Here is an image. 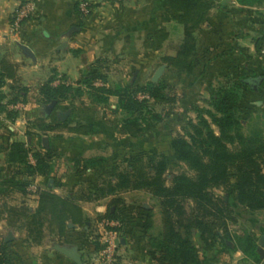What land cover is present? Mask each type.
Instances as JSON below:
<instances>
[{"label": "trees", "instance_id": "obj_1", "mask_svg": "<svg viewBox=\"0 0 264 264\" xmlns=\"http://www.w3.org/2000/svg\"><path fill=\"white\" fill-rule=\"evenodd\" d=\"M87 1L92 9L94 4ZM237 1L243 5L264 2ZM214 5V0H161L162 23L176 21L184 26L182 43L175 55L162 58L164 64L186 74L195 71L198 63L193 58L197 47L196 32L209 21ZM78 8L81 12L80 6ZM168 37V29L161 25L148 35L146 47L159 50ZM263 40L264 36L257 41L259 52ZM101 63L99 60L84 71L76 86L66 82L54 85L56 77L53 76L40 87L39 93L44 103L54 100L64 103L88 95L96 103L106 105L112 96L117 97L112 113L122 115L117 130L120 137L126 138L125 147L129 152L119 165L107 156L76 160L74 174L87 172L89 168L93 173L86 182L65 194L49 187L41 189L37 208L24 222L25 242L41 245L47 237L61 239L71 230L70 223L88 232L91 240L94 222L85 216L80 202H96L113 196L111 207L96 220L120 221L121 227L116 228L120 233L130 225L131 231L123 233L125 239L133 234L142 250L149 253L151 264H204L194 238L196 235L204 252L219 248L239 250L247 258L262 262L259 238L251 232L239 235L231 226L238 222L240 208L250 214L264 211V122L259 117L247 119L245 115L251 109L249 91L260 88L264 73L222 75L212 88L208 106H192L197 113L196 119L188 118L183 132L170 138V153H167L164 150L147 151L143 137L161 120V113L154 105L177 103L179 98L174 88L164 81L153 82L152 79L144 84L112 83L109 75L101 70ZM8 80L19 81L17 66L3 57L0 60V90ZM96 80H101L103 85H95ZM15 87L17 92L10 101H25L28 89ZM140 94L145 96L140 97ZM6 97L7 94L0 92V101ZM0 110L6 111L13 120L18 116L17 110L9 111L4 105H0ZM30 123L45 133L67 131L90 135L103 129L94 120H82V115L57 123L40 116ZM134 139L139 141L136 145ZM31 150L23 140L0 145L5 162L13 167L8 176L0 171V195L10 191L27 193L29 178L34 176H42L48 181L53 178L54 187L62 184V176H56L53 145L33 154L35 164L29 160ZM177 163L186 165L192 174L177 172L168 184L165 174ZM123 164L126 165L124 168ZM133 190L145 191L159 201L161 226L155 210L129 205L119 196ZM216 190H223L227 198L217 194ZM2 214L0 210V220ZM156 225L158 233H154ZM82 236L81 250L87 242ZM8 244L3 242L0 248V264H13L8 256Z\"/></svg>", "mask_w": 264, "mask_h": 264}, {"label": "crops", "instance_id": "obj_2", "mask_svg": "<svg viewBox=\"0 0 264 264\" xmlns=\"http://www.w3.org/2000/svg\"><path fill=\"white\" fill-rule=\"evenodd\" d=\"M23 1L25 0H0V60L3 57H7L16 64L19 79L18 82L8 80L0 92L7 94L4 100L9 101L17 92L15 86L27 88L28 93L25 100L27 110L32 113L35 112V119L42 116L52 123L61 122L59 118L62 119V113L67 111L73 112L71 110L73 106L71 107V105L74 104L78 107V99L82 97L64 103H58L54 100L56 104L51 111H48L47 107L49 105L47 106L46 104H52L53 101L44 103L43 97L39 92L40 87L51 77H56L54 85L66 82L67 84L76 86L82 73L100 60L101 64H103L101 70L106 72L110 78L111 74H113L112 65L115 62L116 67L117 65L118 67L122 66L128 59L129 61L132 60V65H139L144 60L142 55H140L141 53H160L168 40H179L178 49L184 38L182 34L177 35L179 38H172L173 31H171V27H174L173 21L162 23L161 0H91L94 7L91 9V13L87 15L79 11V0H31L37 6V13L26 21L20 30L12 32L11 16L16 7ZM222 2L223 0H214L215 5L211 11L209 21L196 32L197 47L193 58L198 63L195 71L192 74H186L176 70V73L186 75L187 79L190 77L194 79L207 78L211 81L215 77L218 78V76L226 75L227 73L240 72L241 75L246 74L247 76L264 73V63L261 61V55L257 48V41L264 36V2L256 5H243L237 0L227 1L226 3ZM169 24H171V27L168 28L169 37L163 47L159 50L146 47L148 35L161 25L167 28ZM139 40H142L141 45ZM136 42L139 44L138 48L141 47L142 50L136 48ZM125 46L126 48L123 49ZM128 47L133 50L131 55H125ZM176 51L170 55H175ZM194 86V81L188 85L190 89H195ZM252 92L256 98H253ZM262 94H264V81L261 83L260 88L249 91L248 98L251 108H258L259 114L262 113L264 115V106L262 104L264 101L261 100ZM89 101L90 105H99L92 99ZM41 110L42 112L45 111L44 114L40 112ZM0 113V125L2 126L5 123V125H8L7 129H9L7 132H2V128L0 129V135H2L0 136L1 141H3V136L5 143L21 140V138L18 139L20 135L16 131L19 134L25 135L26 132L20 130V128L27 127L30 124L31 117L27 120L22 115L17 116L13 120V118L8 117L2 111ZM79 113L82 114L83 111L81 110ZM88 119L94 120L98 126H102L103 128L96 131H99L101 133L99 137L103 136V138L100 137L98 142L91 145H87L85 139L96 134V132L90 135L66 131L52 133H69L74 139L81 141L76 147L80 150L79 154L83 155L88 151H94V154L90 157L110 156L111 154L108 155V146H113L114 139L113 131L107 125L111 122V119L104 118V120H99L93 117L86 119L84 115L82 116V120ZM36 130L40 132V130ZM23 141L28 145L26 139ZM50 142L46 143L47 145L45 146L48 148L51 144L57 150L55 138L51 137ZM36 177L45 179L42 176ZM64 180L62 179V184L55 187L53 178L49 179L45 187L36 186L37 191H33V197H36V204L31 206V210L34 211L38 206L39 191L41 189L49 187L53 188L57 193L64 194L61 191L62 189L67 187L68 189H72L74 187V185L72 187L67 185ZM31 185L33 184L29 185L28 191L31 189ZM128 193H123L119 196L128 200V197H131L128 196ZM131 195L133 197L139 194L133 193ZM112 198L113 196H110L96 202L81 201L80 204L83 207L85 216L90 218L95 224L101 221H97L96 218L108 211L107 201L109 199L112 200ZM256 215L260 214L256 213ZM249 221L252 224L257 222L256 219L251 218ZM253 228L245 230L243 233L237 231L235 233L243 235L246 232H251L256 235L258 232L254 231ZM81 229L75 225V227H72L68 231L65 237L61 239L51 237L57 243L45 246L43 244H23L25 240L15 236L13 240V264H76L72 259L57 251L55 244L65 246L76 245L81 251ZM260 230L264 234V227ZM133 236L131 234L127 241L125 238H120L121 249L123 250L121 253L128 254V252L134 251L128 254L131 255V253H136L138 250L139 254H141L140 249L142 250V248L137 244ZM262 237L264 235L259 238L260 244ZM127 242H132V247H127ZM123 246H126V250ZM258 251L262 258V262L259 263L247 258L239 250L229 251L219 248L211 252H204V255L205 259L208 260L207 264H215L213 261H209V259L214 255L216 256V254L220 255L221 260L216 264L226 263L234 260L235 257H239L246 264H264V253L260 252L259 246ZM81 252L84 256V252ZM144 256L145 253L143 254ZM86 262L84 259L83 264H86ZM144 262V264H151L148 261L146 263V260ZM115 264L122 263L116 262Z\"/></svg>", "mask_w": 264, "mask_h": 264}, {"label": "rangeland", "instance_id": "obj_3", "mask_svg": "<svg viewBox=\"0 0 264 264\" xmlns=\"http://www.w3.org/2000/svg\"><path fill=\"white\" fill-rule=\"evenodd\" d=\"M172 24L174 25V27L173 26L171 27V24L167 26V29L171 27V31H173L172 38L173 39H176L177 37L179 38V36H177L178 34L180 35L182 34L184 36V26L176 21H173ZM141 41L142 40H139L140 45H141ZM178 43H179V40H168L165 43L164 48L160 51V53H155V54L154 53L152 54L141 53L140 55H142L144 60L141 62V64L139 63V65H136V66L132 65L131 63L132 60L129 61V59L126 60V62H124L122 66L120 67H118V65L116 67V64H115L116 62H115L112 65L113 74H111L112 76L110 77V81L112 83L120 82V83H126V84L130 82L131 83L136 82L137 84L147 83L150 79H152V76L154 75L157 68L161 66L162 64H164L162 58L164 56L173 54L177 49ZM136 46H137L136 48H138L139 46L137 42H136ZM124 48H126V46L123 47V49ZM138 50H142V48L139 47ZM132 53H133V50L130 47H128L125 55H131ZM261 59H262L261 61L264 63V57L262 55H261ZM121 68H124V69H121ZM117 70H118V73H117ZM219 78H222V76L220 75L218 76V78L215 77L213 81L207 78L194 79L193 77H190L189 79H187L186 75H181L179 73H176V70L173 67H171L169 64H167V68L159 81H164L168 85L172 86L174 88L175 94L178 96L179 99L177 103L175 104H170V105L155 104L154 105L155 110L158 113H161V120L155 123L156 127L149 128L148 134L145 137H143V140L145 141L144 143L145 149L147 151L154 150L156 152H161L164 150V151H167V153H170V150H169L170 138L176 135L177 133L183 132L182 127L188 118L196 119L197 113L191 109L194 104H196V106H199V107L208 106V99L210 98L211 90L217 85ZM192 81H194L195 83V86H194L195 89H192V88L190 89L188 87V85H190ZM210 84H214V85H210ZM252 94L253 96L255 95L253 92ZM261 97H262L261 100L264 101V94H262ZM253 98H256V96H254ZM78 100H79L78 107H76V105L74 104L71 105V107L73 106L72 108L70 107L71 110L75 112H71V114L65 120L69 118H73L76 115L77 116L84 115L86 119L91 118V117L98 118L99 120H104V118L111 119V122L108 123L107 127L113 131L114 140H113V146H108V155L110 154L111 155L107 157L110 158V160H113L114 164L119 165L124 159L125 155L129 151L127 147H125V145H127L126 138L120 137L118 130H117V125L122 115L121 113H112V109L116 108V105L118 102L117 97L112 96L108 104L106 105L99 104L98 106L94 104L90 105V101H89L90 99L88 95L83 96L82 98ZM258 100H259V97H258ZM50 104L51 103L46 104V105L50 106ZM262 104L264 106V103ZM81 110L83 111L82 114L79 113ZM40 112H42V110ZM44 112H42V114H44ZM259 113H260L259 109L256 107H253L250 109V111H247L245 115H247L246 116L247 119H249L251 116L256 117L255 119L259 117V120L261 122H264V115L262 113L261 114ZM22 115L26 117L27 120H29V118L31 117L30 119L31 121H34L35 116H36L35 112L32 113L31 111L27 110V108L25 110L18 111V116H22ZM59 120L65 121L64 119H60V118ZM0 122H1V119H0ZM7 126L8 125H5V123L2 126L0 125V129L2 128V132H7L9 130L7 129ZM20 130H24L26 134L22 135V134H19L18 131H16V133L20 135L18 136V139L19 138H21V140L26 139V141L28 142V148L32 149L31 150L32 155L36 151L45 149L46 148L45 145H47L46 143L50 142L51 137L55 138V145H57L56 146L57 150L54 155V161H55L54 163H56V176L58 177L62 176V178L65 179L64 182H66L67 185L71 187L74 185L75 188H78L80 184L82 182H86L88 180V177H90V174L93 173V170L89 168L87 169V172L83 171V172L74 174L75 173L74 169H76L75 168L76 160L89 159L90 156L94 154L93 153L94 151H88L87 153H85L88 155L79 154L80 150H78L79 148H76V147L78 143H81V141L74 139V137L69 135V133L60 134V133H52V132L45 133L43 131L39 132L34 128V126L31 123L27 127L20 128ZM100 134L101 133L98 131L96 132V134H93L87 137V139H85L87 141V145H91L95 142H98V140H100L99 138L101 137V136L99 137ZM101 138H103V136ZM1 140L2 139L0 137V145L5 143L4 136H3V141ZM133 142L136 145L137 142L139 141L137 139L136 140L134 139ZM122 166H123L122 168H124V166L126 165L123 164ZM12 168H13L12 166H9L5 162L4 153H0V171H2V173H4L5 176H8L7 174L10 173ZM180 171H186L189 174H192V171H190L186 165L178 164V163L174 164L171 167V169L165 174L167 183L170 184L172 175ZM29 181H30V184L32 183L33 185H36L38 187L40 186L45 187L46 184L49 182L48 179H41L36 176L29 178ZM70 190L71 189L70 188L68 189L67 187L65 189H62L61 191L65 194V192L67 193ZM127 192H129L128 196H131V197H128V200H126L127 204L136 205V206L138 205L144 206V204H147L149 208H152L153 210L156 211V219H157V222L161 226L159 201L145 191L133 190V191H127ZM127 192H123V193H127ZM123 193H120V194H123ZM133 193L139 194V195H134L132 197L131 194ZM216 193L221 195L225 199L227 198V194L223 190H216ZM33 194H34L33 191L29 189V191L27 190V193L25 194L19 191H10L8 194L4 196L0 195V210L3 211V214L0 220V248L3 242H7L5 238L9 234L10 231H12L15 234V236L21 238L22 240L26 239V235H25L26 231L24 229V222L27 216L29 215V213L32 211L31 206L36 204L35 202L36 197H33ZM107 205L109 209L111 207V199L107 201ZM257 214H260V215L247 213L243 209L240 208L238 222L236 224H233L231 226V229L234 232L237 231V232L243 233L245 230H250L254 227L253 230L258 232L256 233L255 236H259L258 238H260L262 235H264L262 230H260L261 228L264 227V211H262V213L260 212ZM250 218L256 219L257 221L255 223L256 225L252 224V222L249 221ZM82 230L83 229H81V235H83L82 236L83 239L85 238L87 242L83 243L84 249L81 251H83L85 254V262L86 261L89 262L90 258L88 255L92 251L93 245L95 247H97L96 245L100 247L101 243L99 241L92 243L91 240L88 238V235L90 234L88 232H85V230L83 231ZM99 230H101V227L99 226V223L96 222L95 224H93V229L91 233L93 235H96V237L98 238L100 237ZM130 231H131L130 225H128V227L125 229L124 232L121 231L120 233L118 231L120 238L124 239L125 238L124 234H128ZM158 232H159V227H157L156 225L154 233H158ZM194 238L197 243L200 258L201 260L204 261V264H207L208 260L205 259L204 251L202 249V244L199 240L198 235H196ZM7 243H9L7 246L8 256H10L13 262V240ZM53 243H57V242H54L52 238L47 237L45 238L43 245L44 246L52 245ZM23 244L33 245L34 243L23 242ZM131 245H132V242H129V243L127 242L126 244L127 247L128 246L132 247ZM126 246H123V248H125ZM121 247L122 245H120V249ZM259 249L264 250V244L259 243ZM122 251L123 250L121 249L120 250L121 255L117 258V261H116L122 264H144L145 263L144 260H146V263H147V261L149 262L152 259L150 258L149 253H146L144 250H141V249H140L141 254H139L138 250L136 253H131V255H128V254L134 251H130L128 252V254L121 253ZM143 252L146 253L144 257H143V254H144ZM210 260L216 264L220 260V255L216 254V256L214 255L213 257H211V259H209V261ZM223 264H246V263L243 260H240L239 257H235L234 260H230Z\"/></svg>", "mask_w": 264, "mask_h": 264}, {"label": "built area", "instance_id": "obj_4", "mask_svg": "<svg viewBox=\"0 0 264 264\" xmlns=\"http://www.w3.org/2000/svg\"><path fill=\"white\" fill-rule=\"evenodd\" d=\"M80 10L83 14L87 15L91 12L90 2L87 0L80 1ZM37 13V6L31 0H25L21 2L16 9L14 10L11 16V31L17 32L22 28V26L31 19ZM261 55L264 57V40L260 49ZM95 85H103L101 80H96L94 82ZM143 97L145 95H139ZM0 105H4L5 108L9 111L17 110L22 111L25 110L27 105L23 100H19L16 103L11 102L10 100L0 101ZM1 112V110H0ZM2 113H6V111H2ZM7 114V113H6ZM1 116V113H0ZM29 160L31 163L35 164L36 160L32 154L29 156ZM32 191H37L36 185H31ZM121 223L115 219L105 218L99 222V226L101 227L100 237H96V235L91 236V241L96 242L99 241L100 248H96L93 245L92 251L90 252L89 262L86 264H115L117 258L120 256V235L116 228L121 227Z\"/></svg>", "mask_w": 264, "mask_h": 264}, {"label": "water", "instance_id": "obj_5", "mask_svg": "<svg viewBox=\"0 0 264 264\" xmlns=\"http://www.w3.org/2000/svg\"><path fill=\"white\" fill-rule=\"evenodd\" d=\"M227 1H231V0H223L222 3H226ZM166 68H167L166 64H162L161 66H159L157 68V70L155 71L154 75L152 76V81L158 82L161 79L162 75L164 74ZM55 104H56V101H53V103L47 107V110L51 111V109L54 107ZM70 114H71V111H67L65 113H62L61 118L65 120ZM144 207L149 208V206L147 204H145ZM69 227H71V228L75 227V224L70 223ZM14 239H15V235L12 231H10L9 234L5 238V240L7 242L14 240ZM261 243L264 244V237H262ZM55 249L57 251L63 253L64 255L69 257L70 259H72L76 264H83V254L79 250L78 246H76V245L65 246V245L55 244ZM260 252L264 253V250L260 249Z\"/></svg>", "mask_w": 264, "mask_h": 264}]
</instances>
